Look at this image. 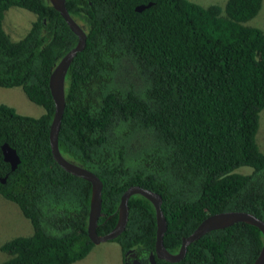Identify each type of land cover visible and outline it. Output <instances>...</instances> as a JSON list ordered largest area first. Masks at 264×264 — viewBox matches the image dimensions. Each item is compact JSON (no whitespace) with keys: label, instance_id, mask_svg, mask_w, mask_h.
I'll use <instances>...</instances> for the list:
<instances>
[{"label":"trees","instance_id":"trees-1","mask_svg":"<svg viewBox=\"0 0 264 264\" xmlns=\"http://www.w3.org/2000/svg\"><path fill=\"white\" fill-rule=\"evenodd\" d=\"M64 2L85 45L64 76L57 147L101 181L96 233L114 226L130 185L160 195L170 253L209 214L238 210L264 221V153L255 142L264 108V31L245 24L261 0ZM10 6L35 17L17 40L1 25ZM75 43L47 0H0V87H19L43 109L34 117L0 103V145L19 158L11 170L0 150V196L31 227L0 244L8 256L0 264H71L94 245L86 229L90 184L62 169L48 144V76ZM154 235L151 202L130 195L125 226L109 241L121 257L132 249L146 261ZM261 244L258 228L235 222L189 242L178 261H156L252 264Z\"/></svg>","mask_w":264,"mask_h":264},{"label":"water","instance_id":"water-1","mask_svg":"<svg viewBox=\"0 0 264 264\" xmlns=\"http://www.w3.org/2000/svg\"><path fill=\"white\" fill-rule=\"evenodd\" d=\"M47 1L60 14L69 29L76 35L75 45L59 58V60L52 67L48 76V89L54 107L48 127V144L52 158L62 169L87 180L90 184V198L86 229L87 235L93 244L111 240L123 230L127 220V199L132 194H139L151 202L154 210V248L153 252L148 254L149 264H158L155 262V258L168 262L178 261L183 257L186 245L189 242L199 238L201 235L210 230L223 228L235 222L249 223L260 230L262 234V244L252 264H264V221L251 213L238 210L216 212L207 215L189 234L181 237L179 248L175 253L168 252L162 243V235L166 224L160 208L161 197L158 193L137 185L128 186L120 195L119 202L117 204V219L114 226L104 234L99 235L96 233V221L100 214L101 181L93 172L63 157L57 147V133L64 107V76L74 55L82 50L85 45V33L79 24L68 14L65 8L64 0ZM147 5L148 4L137 5L134 9L140 11ZM0 150L3 160L8 162L11 170L14 169L16 164L19 162V158L14 149L9 147L7 143H2L0 145ZM1 181L3 182L4 179L1 178ZM132 264L141 263L134 259Z\"/></svg>","mask_w":264,"mask_h":264},{"label":"rangeland","instance_id":"rangeland-1","mask_svg":"<svg viewBox=\"0 0 264 264\" xmlns=\"http://www.w3.org/2000/svg\"><path fill=\"white\" fill-rule=\"evenodd\" d=\"M190 1L203 6L209 4L223 6L226 0ZM34 18L32 12L21 7L10 6L3 13L1 25L12 40H17L23 36ZM245 24L258 27L264 31V0H261V6L257 14L246 20ZM0 103L13 107L17 113L23 115L36 117L43 112L42 107L30 102L19 87H0ZM255 142L259 150L264 153V108L259 112ZM245 169L246 166H241L236 168L235 171L243 173ZM30 232V224L20 213L16 204L0 196V244L11 237L27 235ZM7 257V254L0 250V261ZM71 264H122V262L118 245L107 240L94 244L84 258Z\"/></svg>","mask_w":264,"mask_h":264},{"label":"flooded vegetation","instance_id":"flooded-vegetation-1","mask_svg":"<svg viewBox=\"0 0 264 264\" xmlns=\"http://www.w3.org/2000/svg\"><path fill=\"white\" fill-rule=\"evenodd\" d=\"M134 259H136L137 261H139L141 264H149L148 255L146 257V261L141 260V259L138 258V256L136 255L135 251L132 250V249H128V252L127 251L124 252L123 256L121 257V262H122V264H126V263L132 264V262H133ZM156 259L157 258H155V262L158 263L156 261Z\"/></svg>","mask_w":264,"mask_h":264},{"label":"crops","instance_id":"crops-1","mask_svg":"<svg viewBox=\"0 0 264 264\" xmlns=\"http://www.w3.org/2000/svg\"><path fill=\"white\" fill-rule=\"evenodd\" d=\"M24 218H25V217H24ZM25 219H26V218H25ZM26 229L28 230V226H27V225H26ZM26 234H27V233H26ZM28 234H29V233H28ZM28 234H27V235H28Z\"/></svg>","mask_w":264,"mask_h":264}]
</instances>
